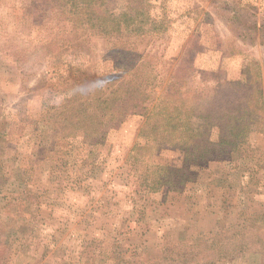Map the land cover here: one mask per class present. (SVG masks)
<instances>
[{
	"label": "rangeland",
	"instance_id": "1",
	"mask_svg": "<svg viewBox=\"0 0 264 264\" xmlns=\"http://www.w3.org/2000/svg\"><path fill=\"white\" fill-rule=\"evenodd\" d=\"M0 264H264V0H0Z\"/></svg>",
	"mask_w": 264,
	"mask_h": 264
}]
</instances>
